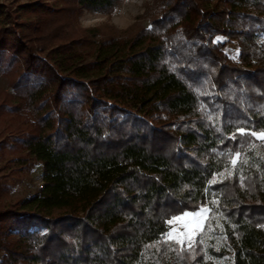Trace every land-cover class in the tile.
Masks as SVG:
<instances>
[{
  "label": "trees",
  "instance_id": "1",
  "mask_svg": "<svg viewBox=\"0 0 264 264\" xmlns=\"http://www.w3.org/2000/svg\"><path fill=\"white\" fill-rule=\"evenodd\" d=\"M116 4L0 5V110L42 166L0 204V264H264V0H159L126 37L65 31ZM205 205L189 246L164 237Z\"/></svg>",
  "mask_w": 264,
  "mask_h": 264
},
{
  "label": "rangeland",
  "instance_id": "2",
  "mask_svg": "<svg viewBox=\"0 0 264 264\" xmlns=\"http://www.w3.org/2000/svg\"><path fill=\"white\" fill-rule=\"evenodd\" d=\"M54 1L56 0H0V5L13 8L38 2L52 4ZM158 2L159 0H117L113 8L105 11L80 7L65 31H72L82 38L94 41L104 37H126L149 25L159 14ZM224 51L230 58L235 59L237 56L234 44L227 45ZM7 83V77L0 76V104L5 99V94L11 92ZM11 116L13 115L5 110H0V204L16 202L35 193L38 191L36 181L42 177L41 164L28 158L17 142L23 134L24 125L20 119ZM255 136L264 138L263 133H256ZM207 214L208 208L205 205L198 210L184 211L172 217L167 222L168 229L164 237L189 246L202 231ZM214 264H222V260L219 259Z\"/></svg>",
  "mask_w": 264,
  "mask_h": 264
},
{
  "label": "built area",
  "instance_id": "3",
  "mask_svg": "<svg viewBox=\"0 0 264 264\" xmlns=\"http://www.w3.org/2000/svg\"><path fill=\"white\" fill-rule=\"evenodd\" d=\"M36 183H37V187L39 189L42 185V180H37Z\"/></svg>",
  "mask_w": 264,
  "mask_h": 264
},
{
  "label": "snow or ice",
  "instance_id": "4",
  "mask_svg": "<svg viewBox=\"0 0 264 264\" xmlns=\"http://www.w3.org/2000/svg\"><path fill=\"white\" fill-rule=\"evenodd\" d=\"M253 135H256V133H252Z\"/></svg>",
  "mask_w": 264,
  "mask_h": 264
}]
</instances>
